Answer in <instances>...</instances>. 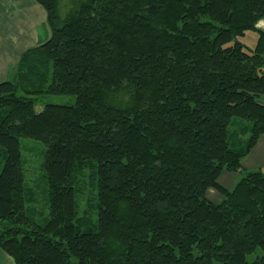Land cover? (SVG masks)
Wrapping results in <instances>:
<instances>
[{"label":"trees","instance_id":"1","mask_svg":"<svg viewBox=\"0 0 264 264\" xmlns=\"http://www.w3.org/2000/svg\"><path fill=\"white\" fill-rule=\"evenodd\" d=\"M35 1L50 37L0 80L13 264H264V170L242 167L264 134V0H83L64 18L59 0ZM249 30L255 47L239 38ZM45 93L76 102L37 111ZM24 137L46 148L41 221ZM223 171L240 175L231 189Z\"/></svg>","mask_w":264,"mask_h":264},{"label":"crops","instance_id":"2","mask_svg":"<svg viewBox=\"0 0 264 264\" xmlns=\"http://www.w3.org/2000/svg\"><path fill=\"white\" fill-rule=\"evenodd\" d=\"M13 11V20L20 19L19 25L10 34L7 28L3 30L0 18V80L9 79L18 66L22 54L29 48L35 47L48 40L51 30L45 8L35 0H0L1 12ZM26 23V24H25ZM259 26L264 28V20ZM264 166V134L256 146L242 162V167L258 169ZM238 172L223 171L220 183L231 189L239 180ZM208 196L215 202L223 200V195L217 189L211 188Z\"/></svg>","mask_w":264,"mask_h":264},{"label":"rangeland","instance_id":"3","mask_svg":"<svg viewBox=\"0 0 264 264\" xmlns=\"http://www.w3.org/2000/svg\"><path fill=\"white\" fill-rule=\"evenodd\" d=\"M83 0H59V11L60 15L64 18L69 12L74 10ZM13 11L10 12H1L0 18L3 30L8 29L10 34L15 33L13 30L20 23V19L13 20ZM264 20V19H263ZM26 24V23H25ZM258 32L256 30H249L244 36L239 37L241 41L247 44L250 47H255L258 40ZM17 68V67H16ZM15 72V71H14ZM13 74L10 75L9 79H13ZM76 96L75 95H66V94H40L37 95L36 99V110L40 111L44 108L47 103H57V104H75ZM250 133L246 132L242 135V145H245L246 140L249 138ZM22 156L24 161V168L26 171V184L28 187H31L34 191V198L31 201H28L27 206L29 208L30 214L33 215V218L36 220H42L43 217L49 214V207L47 206L45 199V189L47 183L43 177V168L42 164L45 157V146L42 142L32 139V138H22ZM1 168V165H0ZM258 169L264 170V166ZM248 169L244 168V171L247 172ZM244 172V173H245ZM89 197H87L81 202L80 212L81 214L85 213L87 209H90ZM33 210V211H31ZM262 251L259 250L257 253L248 255V260L253 261L259 255H262ZM0 264H13L12 257L2 248H0Z\"/></svg>","mask_w":264,"mask_h":264}]
</instances>
